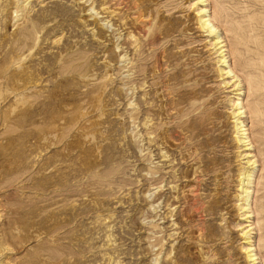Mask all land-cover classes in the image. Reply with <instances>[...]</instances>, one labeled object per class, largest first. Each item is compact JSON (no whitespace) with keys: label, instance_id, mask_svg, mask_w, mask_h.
Listing matches in <instances>:
<instances>
[{"label":"rangeland","instance_id":"374dc122","mask_svg":"<svg viewBox=\"0 0 264 264\" xmlns=\"http://www.w3.org/2000/svg\"><path fill=\"white\" fill-rule=\"evenodd\" d=\"M152 263L264 264V0H0V264Z\"/></svg>","mask_w":264,"mask_h":264},{"label":"bare ground","instance_id":"6f19581e","mask_svg":"<svg viewBox=\"0 0 264 264\" xmlns=\"http://www.w3.org/2000/svg\"><path fill=\"white\" fill-rule=\"evenodd\" d=\"M87 2H88V1H87ZM80 4H81V3H80ZM87 6H88V5H87ZM87 6H86V7H87ZM89 6H90V5H89ZM91 7H92V5H91ZM101 7H102V6H101ZM109 7H110V6H109ZM92 9H93V8H92ZM104 9H105V8H104ZM108 9H109V8H108ZM102 10H103V9H102ZM100 11H101V10H100ZM112 11H113V10H112ZM112 11H111V12H112ZM114 11H116V10H114ZM93 12H94V11H93ZM105 13H106V12H105ZM88 14H89V13H88ZM88 14H87V15H88ZM95 14H96V12H95ZM110 14H111V13H110ZM202 14H203V13H202ZM93 15H94V13H93ZM96 15H97V14H96ZM112 15H113V14H112ZM114 15H115V14H114ZM114 15H113V16H114ZM89 16H90V15H89ZM97 16H98V15H97ZM102 16H103V15H102ZM115 17H116V16H115ZM97 19H98V18H97ZM99 20H101V19H99ZM99 20H98V21H99ZM199 20H200V19H199ZM105 21H106V20H105ZM202 23H203V22H202ZM107 24H110V23H107ZM203 24H204V23H203ZM103 25H105V24H103ZM114 25H115V24H114ZM122 25H123V24H122ZM101 26H102V24H101ZM109 26H110V25H109ZM109 26H108V27H109ZM103 27L105 28V26H103ZM110 27H112V26H110ZM116 27H117V26H116ZM122 27H123V26H122ZM208 27H209V26H208ZM119 28H120V27H119ZM119 28H118V29H119ZM210 28H211V27H210ZM92 29H93V28H92ZM92 29H91V31H92ZM127 29H128V28H127ZM125 33H126V32H125ZM128 33H129V32H128ZM118 34H119V33H118ZM129 34H131V33H129ZM131 35H132V34H131ZM120 36H121V34H120ZM128 37H129V35H128ZM134 43H136V42H134ZM118 44H119V43H118ZM216 44H217V43H216ZM122 46H123V45H122ZM214 46H215V45H214ZM137 47H139V46H137ZM119 48H120V47H119ZM135 48H136V47H135ZM116 49H118V47H117ZM220 49H221V48H220ZM121 50H122V49H121ZM125 54H126V53H125ZM123 56H124V55H123ZM121 57H122V56H121ZM123 58H124V57H123ZM126 58H127V56H126ZM125 60H126V59H125ZM125 60H124V61H125ZM238 127H239V126H238ZM146 133H147V132H146ZM166 156H167V155H166ZM170 156H171V155H170ZM160 157H161V156H160ZM162 158H163V157H162ZM159 159H161V158H159ZM173 160H174V159H173ZM171 161H172V160H171ZM171 161H170V162H171ZM161 162H162V161H161ZM159 164H160V163H159ZM169 164H170V163H169ZM163 165H164V164H163ZM169 166H170V165H169ZM162 168H164V167H162ZM164 169H165V168H164ZM173 173H174V172H173ZM175 176H176V175H175ZM172 177H173V176H172ZM172 182H173V181H172ZM177 182H178V181H177ZM158 183H159V182H158ZM169 183H170V182H169ZM169 183H168V184H169ZM160 184H161V183H160ZM173 185H175V184H173ZM176 185H177V184H176ZM173 188H174V187H173ZM170 189H171V188H170ZM180 189H181V188H180ZM164 190H165V189H164ZM164 190H163V192H164ZM177 190H178V189H177ZM189 191H190V190H189ZM173 192H174V191H173ZM183 192H184V191H183ZM174 193H175V192H174ZM174 193H173V194H174ZM170 194H171V193H170ZM180 194H181V193H180ZM159 195H160V193H159ZM176 196H177V194H176ZM174 197H175V196H174ZM155 198H156V197H155ZM169 198H170V197H169ZM167 199H168V198H167ZM152 200H153V199H152ZM156 200H157V199H156ZM159 200H160V199H159ZM170 200H172V199H170ZM164 201H165V200H164ZM166 201H167V200H166ZM168 201H169V200H168ZM175 202H176V201H175ZM167 203H168V202L164 203V205H166ZM170 203H172V202H169V204H170ZM173 204H174V203H173ZM154 205H155V204H154ZM156 205H157V204H156ZM171 205H172V204H171ZM167 206H168V205H167ZM169 206H170V205H169ZM158 207H159V206H158ZM179 207H180V206H179ZM153 208H155V207H153ZM156 208H157V207H156ZM167 211H168V210H167ZM169 211H170V210H169ZM169 213H170V212H169ZM173 214H174V213H173ZM172 216H173V215H172ZM168 223H169V222H168ZM172 223H173V220H172ZM173 224H174V223H173ZM172 233H173V232H172ZM167 235H168V234H167ZM169 236H170V235H169ZM172 246H173V244H172ZM171 248H172V247H171ZM164 257H165V256H164ZM154 259H155V258H154ZM152 264H153V263H152ZM158 264H159V263H158Z\"/></svg>","mask_w":264,"mask_h":264}]
</instances>
